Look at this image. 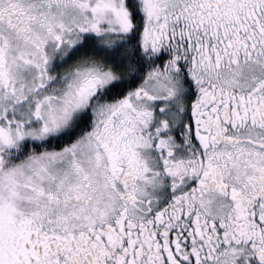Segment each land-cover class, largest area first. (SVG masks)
Masks as SVG:
<instances>
[{
  "label": "snow or ice",
  "instance_id": "snow-or-ice-1",
  "mask_svg": "<svg viewBox=\"0 0 264 264\" xmlns=\"http://www.w3.org/2000/svg\"><path fill=\"white\" fill-rule=\"evenodd\" d=\"M0 264H264V0H0Z\"/></svg>",
  "mask_w": 264,
  "mask_h": 264
}]
</instances>
